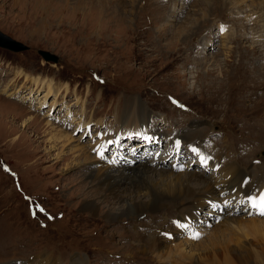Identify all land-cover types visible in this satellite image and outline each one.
I'll return each mask as SVG.
<instances>
[{
    "label": "rangeland",
    "instance_id": "obj_1",
    "mask_svg": "<svg viewBox=\"0 0 264 264\" xmlns=\"http://www.w3.org/2000/svg\"><path fill=\"white\" fill-rule=\"evenodd\" d=\"M202 1L0 0V31L26 47L0 48V264H47V258L56 264H264V216L242 213L243 207L222 213L229 202H215L206 214L212 189L228 194L226 187L241 185L240 176L230 166L214 172L210 165V177L191 150L222 154L247 172V190L264 186V30L251 35L264 10L243 11L253 0L235 8L217 0L220 9L205 7L203 19V7H196ZM198 25L191 38L179 40ZM39 51L57 56L58 64ZM206 126L201 134L191 131ZM177 135L186 144L177 138L173 153ZM100 162L124 170L156 166L138 183L141 190L158 181L150 176H174L163 181L179 177L183 192L159 213L107 222L106 203L94 213L77 195L95 188L92 173L113 169ZM183 171L190 176H180ZM241 196L236 205L244 203ZM197 200L204 205L198 215L208 218L196 220L192 233L181 231L178 240L153 250L137 242L155 233L166 211L172 213L160 236L170 239L168 226L175 229L174 219L198 207Z\"/></svg>",
    "mask_w": 264,
    "mask_h": 264
},
{
    "label": "bare ground",
    "instance_id": "obj_2",
    "mask_svg": "<svg viewBox=\"0 0 264 264\" xmlns=\"http://www.w3.org/2000/svg\"><path fill=\"white\" fill-rule=\"evenodd\" d=\"M219 3H220V5H223V6H230V8H235V7H239V5L241 4V0H219ZM216 4H217V0H206V1H202V2L198 3L196 7L199 10H200V7H203L201 11H203L205 7L207 8V11H211L210 9L212 8V6H215L217 9H220V7ZM254 5H255V10H257V11H263L264 10V0H253L250 2L249 6L247 5V6L241 7V8L243 11L248 12V10L251 7H253ZM94 11L97 12V10H94ZM207 11H203V19L207 17V13H208ZM89 13H91V12H89ZM164 18H165V15H164ZM202 22H204V21H202ZM254 23H255V29L252 30L251 35L253 37L257 36V38L261 37L263 34H261V35L259 34V36H258V30H261V29L264 30V19H263V17L261 16V20H259L258 23L256 21ZM257 26H258V28H256ZM199 28L200 27L198 25V28H196L195 30L189 29L188 33L180 34L179 40H181V38H186V39L191 38L193 36V33L195 34L197 32V30H199ZM246 31L240 32L239 36H241L242 39H244L245 34H247ZM176 34H178V33H176ZM260 42H262V41H260ZM256 43H257V41H256ZM255 51H256V54H254V56H255V58L259 59V56L262 53L258 50L257 47H256ZM219 103L221 104V102H219ZM219 103H216V105H220ZM140 117H142L143 120H146L149 123L152 120V119H150V115H144V116H140ZM259 123H261V122H259ZM144 126H145V128L147 127L146 124ZM191 127H193V126L191 125ZM206 128H207V126L203 129L200 128L201 130H197L196 128H194L191 131H193V132L196 131V132L201 134L202 133L201 131H204ZM209 128H211L210 125H208V129ZM184 135L186 136L187 134L185 133ZM59 137H62V135ZM175 137L176 136H173V138H175ZM64 138H66V137H64ZM177 138L180 141H181V139H183V142L185 141L184 143L186 144V140L184 138H182V136L180 137L179 135H177L176 139ZM107 145H108V142H107ZM107 145H106V147H107ZM145 146L148 147L150 145L146 144ZM196 149H197V151L202 150L201 147H197ZM104 150H106V148ZM167 154H171L170 149L167 151ZM221 155L222 154H218L214 157L209 155L210 159L208 160L207 166L210 167V165H212L214 172L221 171L222 168H224V166H230L236 171L235 173L240 176V180L242 182H241V185L239 187H226L227 189H230L232 191V192L230 191V193L235 194L234 198H232V199H229V197L231 196L230 193L223 195L222 189H220V190L219 189L218 190L212 189L213 190L212 194H209L207 197H205V200H207V202H208V204L206 206L207 207L206 214L208 215V213H207L208 210H210L212 212L213 208L217 207V204L222 205V203L225 204L226 202H229V205L225 204V206L228 207V209H226V208L223 209L222 213L225 212V214H228L230 211L231 212H240L241 207H243L242 213L247 212V211H251V209H253V208H251V206H250V202H249L250 198L259 197L263 191L264 186L255 187V188L251 189L252 191L247 190L245 188V184L249 181V178H250V177H248L247 172H243L240 168L238 169L234 164L231 163L230 160L226 161V162L221 161V159H222ZM141 164H143V165H137L132 170L127 166L126 169L124 170L125 166L119 167L117 165L116 166L108 165V164L103 163V162L98 163V165L108 166V168H113V169H109L108 171L106 170V172L101 174L102 168H100L96 172L92 173V177H94V179L91 178L90 183L91 184L96 183V186L92 191L85 192V191H82L81 189H77V193H78L77 195H78V197H80L79 199H81L80 200L81 203L84 204V209L86 208V210H89V211L95 213V211H97L98 208L99 209L101 208L100 206L103 203H106L107 204L106 205L107 210L104 207H102L101 208V216L104 217L107 222H114V221L116 222V221H119V220L125 219V218L130 219L134 215L139 216L144 212H146V213L158 212L159 213V211H161L163 209L171 208L165 204V201L169 198L171 201H176L179 198L176 195L183 192V188H181L179 186V184L177 183V181H179V177H177L176 182H173V181L167 182V181H163V180H166V178H170V180H174V176H158V174H157V176H158L157 179L153 178V176H150V178H152V180H158V181H155V183H153V182L149 183L145 189L141 190L140 185L138 183L140 181L146 183L144 181V179H145L146 175L148 173H150V168H153L154 170L156 169L155 168L156 166L148 167V165H146L147 163H145V165H144V162ZM117 168H123V169H117ZM214 169H216V170H214ZM256 170L257 169H254L251 172L254 173ZM129 172L133 173V174L131 173L132 177H131ZM180 176L189 177L190 174L186 173V171H183V173H181ZM210 177H211V175H210ZM216 180H219V178H216ZM93 185H95V184H93ZM98 185L101 187H99ZM212 185L214 186L215 184L213 183ZM190 193L191 192L188 191V193H187L188 197H185L182 201H188ZM200 193H203V192H199V194ZM240 195H242L240 200L244 201L243 204L247 205L246 209H245L244 205L240 206V205H236V203H234L235 198L239 199ZM194 202H197L198 207H193L188 212L180 213L179 214L180 216L178 215L179 218L174 219V220H178V222L175 224V229L174 228L171 229V227H172V226L170 227L171 224L168 226L166 231L172 232L173 237H172V235H170L169 236L170 239H166L165 235L160 236L162 233L161 226L163 227V226L169 224L168 223L169 220H167V218L169 217L168 215H170V213H172V212L165 210L167 213H165L163 216L164 217L162 220L163 224H160V225L157 224L158 226H156V229L154 228L155 233L147 235L148 237H147L146 242H143L142 240H138L137 242L141 243V246L143 245L144 248L147 247V243L149 242V249L153 250V249L159 248L161 245H165V244L169 245L172 242H175L176 240H178V238L181 236V235H179L181 233V231H184V232L188 231L189 234L192 233L193 227L197 224L195 222L196 220H199V222H204L208 218L207 215L202 216V217H200L198 215V210H199L198 208L200 206H202L203 203H200L198 200L194 201ZM215 202H218V203L216 204ZM110 205L113 206L112 207L113 209L109 208ZM185 206H187V208H188L187 203ZM109 209H112V211L111 210L109 211ZM180 209L175 208V210H178V211ZM211 212L209 214H211ZM222 213H221L222 217L226 216V215L223 216ZM202 219H204V221ZM229 222H233V224H235V222H237V219L231 220ZM178 225L183 226V229L179 230ZM148 228L151 229L152 227H148ZM163 228H165V227H163ZM200 228H202V227H200ZM164 232H165V230H164ZM137 234L138 235L142 234V236H146L142 232H137ZM144 252H146V251H144ZM166 254H168L167 259L170 257V255H173V253H171V252H166ZM40 257H41V259L42 258L44 259V256H40ZM179 260L182 262V260H184V259H179ZM44 261L47 264H56V262L54 260H51V258H47ZM40 262H38V264H40ZM174 262H176V261H174ZM194 262L190 261L189 263L195 264ZM75 264H85V263H83V261H78Z\"/></svg>",
    "mask_w": 264,
    "mask_h": 264
},
{
    "label": "water",
    "instance_id": "obj_3",
    "mask_svg": "<svg viewBox=\"0 0 264 264\" xmlns=\"http://www.w3.org/2000/svg\"><path fill=\"white\" fill-rule=\"evenodd\" d=\"M0 48L6 49L12 52H19L22 50H26V47L23 44L13 40L9 36L3 34L1 31H0ZM39 54L45 62H51L55 64H58L59 62L58 57L49 52L39 51Z\"/></svg>",
    "mask_w": 264,
    "mask_h": 264
},
{
    "label": "snow or ice",
    "instance_id": "obj_4",
    "mask_svg": "<svg viewBox=\"0 0 264 264\" xmlns=\"http://www.w3.org/2000/svg\"><path fill=\"white\" fill-rule=\"evenodd\" d=\"M108 143H111V141H109ZM176 147L177 148L179 147V142H177ZM191 150L194 154L199 155L196 148H192ZM199 158H200V163L202 167L206 166L208 163V160L210 159V157H204V156H200ZM249 202H250L251 208H253L257 214L264 216V194H261L259 197L250 198Z\"/></svg>",
    "mask_w": 264,
    "mask_h": 264
}]
</instances>
